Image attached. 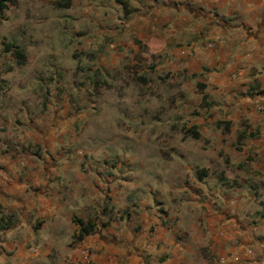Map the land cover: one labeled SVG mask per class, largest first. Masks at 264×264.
<instances>
[{
  "label": "rangeland",
  "instance_id": "obj_1",
  "mask_svg": "<svg viewBox=\"0 0 264 264\" xmlns=\"http://www.w3.org/2000/svg\"><path fill=\"white\" fill-rule=\"evenodd\" d=\"M168 1L7 3L0 12V156L8 161L68 156L88 183L98 175H117L115 202L108 208L94 200L97 210L118 212L114 218L119 215V220L152 213L170 231L169 241L151 250L158 259L176 245L187 258H206L237 250L236 242L224 245L225 234L218 233L212 245L209 227L197 217L198 212L217 215L216 196L208 192L223 183L214 174L223 168L234 175L226 148L234 146L233 132L221 133L216 109L201 102L190 75L165 64L161 44L149 45L134 32L146 28L142 17L155 23L168 17ZM17 49L21 58L12 52ZM191 129L200 133L198 138ZM201 168L208 176L198 179ZM253 179L257 188L262 179ZM219 198L227 202L222 213H232L235 195ZM243 199L241 213L257 229L248 230L242 244L256 245L261 254L264 219L255 196ZM191 216L197 217L194 227L188 225ZM13 219V212L0 211V239ZM29 247L27 242L22 257ZM0 248L5 253L0 264H12L9 250ZM34 258L20 264L37 263Z\"/></svg>",
  "mask_w": 264,
  "mask_h": 264
},
{
  "label": "crops",
  "instance_id": "obj_2",
  "mask_svg": "<svg viewBox=\"0 0 264 264\" xmlns=\"http://www.w3.org/2000/svg\"><path fill=\"white\" fill-rule=\"evenodd\" d=\"M166 4L170 6L165 12H172L168 17L164 15L159 23L142 17L146 28L138 26L134 32L149 45L161 44L165 64L190 75L195 87L205 85L203 92L198 91L201 96L206 93V106L216 109V120L222 122L218 129L223 135L233 132L234 146L226 148L234 175L223 168L214 174L223 183L208 192L216 196L219 207L213 212L217 215L206 217L209 213L198 212L197 217L209 227L206 237L212 245L220 233L225 234L224 245L236 242L237 250L193 259L176 245L158 259L151 250L156 245L161 249L170 231L152 213L139 218L132 213L119 220V215L114 218L118 212H102L93 205L99 200L112 207L117 175H98L88 183L80 165L68 156L35 161H8L0 156V171H6V176L0 173V211L14 214L13 223L2 230L0 246L9 250L12 264L29 263V257H36L38 264H259L258 260H264V252L259 254L256 245L242 244L247 231L257 228L241 213L247 202L243 197L251 193L264 219V0H171ZM258 104L263 109L258 110ZM225 126L227 130L222 129ZM243 129L255 135L237 142V133ZM255 175L262 179L257 188ZM220 195H235L232 213H222L226 201L220 203ZM197 217L191 216L190 227ZM86 224L91 228L78 238L80 227ZM27 242L30 247L22 257ZM0 252L4 257L1 248Z\"/></svg>",
  "mask_w": 264,
  "mask_h": 264
},
{
  "label": "trees",
  "instance_id": "obj_3",
  "mask_svg": "<svg viewBox=\"0 0 264 264\" xmlns=\"http://www.w3.org/2000/svg\"><path fill=\"white\" fill-rule=\"evenodd\" d=\"M13 0H0V12L2 13L3 12V10L6 8V6H7V3H10V2H12ZM124 5V4H123ZM59 6H62V5H59ZM7 46V45H6ZM5 50H9L7 47H5ZM12 52H13V54L15 55V57H17V58H21L23 55H22V52L20 51V50H12ZM196 87H197V89L200 91V92H203V90H204V87H205V85L204 84H196ZM206 97H207V95H206V93H202V96H201V102L203 103V104H207V102H206ZM217 126H220V125H222V122L221 121H218L217 123ZM245 128H247V126L245 125ZM222 129H228V126H225V128H222ZM190 134H191V136L192 137H194V138H198L199 137V133L197 132V131H194L193 129H191L190 130ZM248 135H250V136H254L255 134L254 133H252V132H249V133H246V131H245V129H243L242 131H240V132H238L237 133V142L238 141H241V139H243V138H245V137H247ZM205 176V170L204 169H200L198 172H197V177L199 178V179H201V178H203ZM3 227V226H2ZM4 228H6L5 226H4ZM91 228V226L90 225H82L81 227H80V230H79V232H78V238H80L84 233H87L88 232V230Z\"/></svg>",
  "mask_w": 264,
  "mask_h": 264
},
{
  "label": "built area",
  "instance_id": "obj_4",
  "mask_svg": "<svg viewBox=\"0 0 264 264\" xmlns=\"http://www.w3.org/2000/svg\"><path fill=\"white\" fill-rule=\"evenodd\" d=\"M257 108H258V110L263 109V107L261 105H259V104L257 105ZM258 263L259 264H264V260L260 259V260H258Z\"/></svg>",
  "mask_w": 264,
  "mask_h": 264
}]
</instances>
